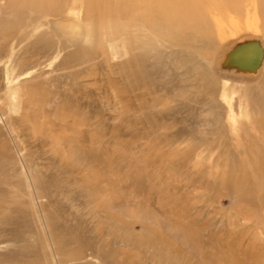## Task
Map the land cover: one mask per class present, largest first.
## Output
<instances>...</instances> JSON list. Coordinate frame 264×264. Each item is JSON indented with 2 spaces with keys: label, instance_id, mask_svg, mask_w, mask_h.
Here are the masks:
<instances>
[{
  "label": "rangeland",
  "instance_id": "obj_1",
  "mask_svg": "<svg viewBox=\"0 0 264 264\" xmlns=\"http://www.w3.org/2000/svg\"><path fill=\"white\" fill-rule=\"evenodd\" d=\"M206 3L214 35L190 42L181 55L186 73L170 76L167 68L146 76L149 92L127 87L123 59L108 58L104 42L71 45L64 35L53 47L54 67L50 54L27 66L22 48L34 36L0 41V264H158L174 250L192 264H209L200 251L217 243L232 216L233 249L250 242L241 264H264V225H252L262 210L239 217L231 188L212 178L242 158L235 149L246 143L241 127L264 111V71L252 81L212 68L230 43L250 34L246 25L233 30L243 16L222 2ZM60 4L58 17L97 23L79 3ZM13 86L22 95L15 112ZM181 214L198 242H187L175 221Z\"/></svg>",
  "mask_w": 264,
  "mask_h": 264
},
{
  "label": "bare ground",
  "instance_id": "obj_2",
  "mask_svg": "<svg viewBox=\"0 0 264 264\" xmlns=\"http://www.w3.org/2000/svg\"><path fill=\"white\" fill-rule=\"evenodd\" d=\"M207 1L208 0H70L71 4H80L81 9L84 11V15L86 13L87 16H95L97 23L95 22L96 24L93 25L94 27L91 25V27H89L86 21H82L78 19V17L75 18L76 16L72 17L66 15L62 18L58 17V11L61 9L60 0H0V14H2L0 15V41L6 43L18 41L21 43L28 41L30 37L34 36V39L31 40V45H25V47L22 48V53L28 56L29 61L27 66H37L39 62L36 57L50 54L52 60L51 64L54 67L58 63L57 55L59 52L56 51V47H53L55 43L59 42V39L64 38V35L67 36L65 41L71 45L84 41L88 42V40L96 42L95 44L104 42L107 45V49L103 47L106 51L102 50V52L108 55V58L110 57L115 60L118 58L123 59V62L121 61L122 65L120 71L122 76L128 79L127 83L129 84L127 87H135L149 92L152 91V89L148 87L146 76L159 75L167 70V68H170L172 71L170 76H181L186 73L187 71L182 69L185 66L183 57L186 55L185 51L191 47L190 42H200L203 36L207 34L214 35L206 26L204 13L207 6H205V8L203 7L207 4ZM216 1L222 2L237 16H243V21L238 19L233 21V30H235L238 25H246L249 27V32L247 33L250 35L246 39H237L232 44L230 43L225 50L213 60L212 68L215 64V67L217 65L220 67V73L243 77L252 81L258 80L264 71V0ZM248 6H250V8ZM245 19L247 20L245 21ZM42 25L46 26L45 31L39 34L37 31V35H34V31ZM237 35L238 33H233L231 37L233 38ZM47 38H50L52 42ZM216 38L223 43L227 40V37L221 30L216 33ZM245 40H256L261 47L262 58L257 68L254 71H241L235 68L223 67L222 63L227 52L237 43L244 42ZM173 49L176 51L175 55L174 53L171 54L174 52H171ZM166 50H170V52H168L169 55L166 56H169L167 61L162 59V54L166 52ZM181 55H183V57ZM171 71H169V73ZM199 72L198 74L201 76ZM128 76L132 77L131 84ZM19 90L20 88L18 86H13L8 89V98L11 101L12 110L14 112L18 111L20 108V99L22 100V95L20 97ZM155 101L157 102L159 99ZM259 114L260 116L255 117L253 119L254 121L246 125L244 124V126L241 127L243 132L241 136L246 143L237 144L238 147L235 148L236 152L238 151L242 154L239 163L233 165L232 159L229 165H227L229 168H225V170H222L218 174L212 175V178L218 180V184L222 187H227V189L231 188L230 191L233 193V207H235V210L239 213V217L246 212H248L249 215V212L255 213L262 210L260 213L258 212L259 216L255 222H252L254 228H258L259 226L257 224L259 223L264 225V111H261ZM237 136L238 138L240 137L239 135ZM249 196L251 197L250 199ZM180 210L184 212V209L181 208ZM226 217L228 216L226 215ZM179 218L182 220L179 219L175 221L185 229L184 235L187 242L188 240L198 242L195 226L187 217H183L182 215V218ZM235 219H237V217ZM227 226L228 228H226L227 230L224 234L213 238L217 242L216 244L209 243L208 251H205V249L200 251V259L205 260L209 257V262L215 264H241L238 256L239 254H242V256L246 255L245 253L248 252L246 250L250 242H246L247 246L244 248L235 244L237 245V247H235L237 249L234 250L233 235L235 233L233 234V216L228 218ZM262 228H264V226ZM255 230L257 231V229ZM263 242H261L260 245L264 247ZM257 250V248H255V250L253 249V251ZM173 253L174 255L172 256L169 254L159 257L158 264H192L191 259L189 260L185 254H177V250H174ZM187 260H189V262Z\"/></svg>",
  "mask_w": 264,
  "mask_h": 264
},
{
  "label": "water",
  "instance_id": "obj_3",
  "mask_svg": "<svg viewBox=\"0 0 264 264\" xmlns=\"http://www.w3.org/2000/svg\"><path fill=\"white\" fill-rule=\"evenodd\" d=\"M262 58V50L256 40H245L237 43L227 52L222 66L225 68H235L241 71H254Z\"/></svg>",
  "mask_w": 264,
  "mask_h": 264
}]
</instances>
